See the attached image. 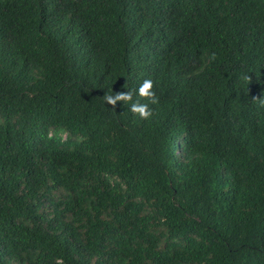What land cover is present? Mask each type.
Here are the masks:
<instances>
[{"label": "trees", "instance_id": "obj_1", "mask_svg": "<svg viewBox=\"0 0 264 264\" xmlns=\"http://www.w3.org/2000/svg\"><path fill=\"white\" fill-rule=\"evenodd\" d=\"M254 98L264 0H0V264H264Z\"/></svg>", "mask_w": 264, "mask_h": 264}, {"label": "clouds", "instance_id": "obj_2", "mask_svg": "<svg viewBox=\"0 0 264 264\" xmlns=\"http://www.w3.org/2000/svg\"><path fill=\"white\" fill-rule=\"evenodd\" d=\"M212 59H215L214 55ZM245 79L249 80V77H245ZM153 88L154 82L152 81V79H145L137 90L138 96L151 101L152 104L158 103V98L156 97ZM102 99L107 105L112 106L113 110L119 102L131 103L130 111L134 115L139 116L142 120H147L152 116V110L148 107L147 103H141L140 100H136L133 102V93L130 91H122L115 94L105 93ZM253 101L257 102L260 107L264 108V99L254 98ZM57 264H62V261L58 260Z\"/></svg>", "mask_w": 264, "mask_h": 264}]
</instances>
